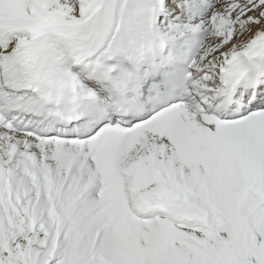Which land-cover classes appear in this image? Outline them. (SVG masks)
<instances>
[{
    "label": "snow or ice",
    "instance_id": "obj_1",
    "mask_svg": "<svg viewBox=\"0 0 264 264\" xmlns=\"http://www.w3.org/2000/svg\"><path fill=\"white\" fill-rule=\"evenodd\" d=\"M0 264H264V0H0Z\"/></svg>",
    "mask_w": 264,
    "mask_h": 264
}]
</instances>
